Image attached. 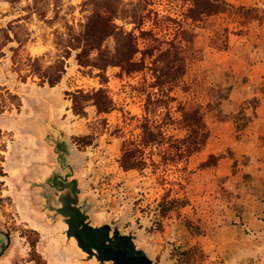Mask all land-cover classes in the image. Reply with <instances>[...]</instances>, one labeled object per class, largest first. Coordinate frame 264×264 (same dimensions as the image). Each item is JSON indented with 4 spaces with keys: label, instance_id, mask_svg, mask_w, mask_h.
Wrapping results in <instances>:
<instances>
[{
    "label": "rangeland",
    "instance_id": "374dc122",
    "mask_svg": "<svg viewBox=\"0 0 264 264\" xmlns=\"http://www.w3.org/2000/svg\"><path fill=\"white\" fill-rule=\"evenodd\" d=\"M39 1L47 3V18L54 15V10L58 13L53 25L24 9L31 0H19L15 7L5 0H0V28L9 27L11 35L15 32L24 40L22 44L16 41L9 42L4 48L5 56L0 60V88L15 94L18 99H14L13 102L20 103L19 108L9 104L0 112V127L5 132L4 140L7 144L3 166L8 172V177L4 179L2 196L9 198L0 203V228L11 232L10 246L0 257V264H13L17 259L20 264H97L94 259L87 262L77 260L85 254L75 246L73 239H66L63 233L66 225L61 217L51 218L53 212L44 206L46 197L40 183L46 179L44 177L48 165L46 134L53 132L57 138L59 132H62L63 138L58 144L64 148L71 142L72 135L88 133L90 130L88 125L93 127L98 121L93 106L87 107V117L74 115L66 92L78 88L89 90L98 87L100 86L98 78L94 76L95 72L83 74L72 58L68 60V67L61 81L53 87L41 83L26 69L28 56L47 53L46 60L51 59L55 53L52 43L55 28H60L64 20L75 24L83 22L90 12V4L84 3L86 0ZM152 2L150 8L158 10L161 14L183 9L175 0ZM222 23L215 16L198 24L194 39L198 59L203 56V52H213L206 48H212L209 45V33L220 30ZM198 59L188 65L184 82L192 86L187 96L195 93L200 100L203 92L200 86L204 88L220 84L210 85L212 81L203 72L199 73L196 70ZM106 74L109 78L107 85L113 99L130 114L139 116L141 98L136 93H131L129 87L139 80V75L119 76L118 68H109ZM174 93L177 97L183 98L181 90L176 89ZM212 113L216 116L215 112ZM104 117L107 119L109 129L118 121L121 122L120 113L117 111ZM83 152L84 161L75 171L74 177L79 180L80 186L84 187L80 200L92 205L95 224L107 222L113 225L122 220L121 230L127 232L132 229L134 234H139L136 243L153 257L154 264L163 262L176 264L170 255L173 245L188 247L197 243L202 248L198 240L201 236L191 237L181 220L174 214L162 221L161 230L155 229L159 220L155 212L156 206L164 188L170 185L161 186L150 170L139 173L136 170L125 172L120 169L117 138L104 133L96 145L86 148ZM199 176L204 178L205 175L201 173ZM200 177L192 176L193 179L191 178L186 186V194L192 206L183 208L181 216L194 220L209 233L219 221L217 215L215 219L210 218L214 207L208 203V198L202 199L200 203H191L199 199L196 197L200 193V188L198 185L195 186V183ZM207 178H210V175ZM219 183L220 179L211 177L209 188ZM173 189L179 190V187L174 186ZM218 191V195H223L222 189L218 188ZM57 194L54 192L55 196ZM224 196L233 197L228 194ZM30 229L35 230L38 235L28 234ZM36 237L37 242L32 247V240ZM202 250L204 251L203 248ZM205 255L203 260L197 257L194 264H225L220 255L211 257L207 252Z\"/></svg>",
    "mask_w": 264,
    "mask_h": 264
},
{
    "label": "trees",
    "instance_id": "16d2710c",
    "mask_svg": "<svg viewBox=\"0 0 264 264\" xmlns=\"http://www.w3.org/2000/svg\"><path fill=\"white\" fill-rule=\"evenodd\" d=\"M5 1L12 7L19 2ZM175 1L183 7L182 10L161 14L150 8L152 0H86L84 3L90 4V12L85 20L77 24L64 20L61 27L53 32L55 53L51 59L46 60L47 53L28 56L26 69L50 87L61 81L70 58L83 74L95 72L100 86L66 92L74 115L87 117V107L93 106L98 117L93 127L88 125V133L72 135V143L84 151L96 145L104 133L117 138L120 169L139 173L150 170L161 186L170 185L164 188L156 206L159 220L155 229L161 230L162 221L174 214L191 237H198L205 235L206 230L194 220L182 217L181 210L190 206L186 186L194 171L188 169L189 159L205 146L210 137L206 114L215 112L218 119H232L235 140H238L255 115L259 100L249 99L235 114L223 115L219 106L222 100L228 98L231 86L209 88L206 101L198 100L195 93L187 96L192 86L186 85L184 76L188 65L199 57L194 46L196 28L199 23L218 15H225L235 22L237 27L234 30H230L228 25L222 26L220 30H213L209 37L212 48L228 51L229 34H245L244 27L248 23L263 22L264 9L257 5H234L227 0ZM46 4V1L31 0L24 9L53 25L58 13L54 10V15L47 18ZM127 25L131 27L127 28ZM12 33L9 27L0 28V60L5 56L4 48L9 42H24L15 32ZM109 68H118L119 76L139 75V80L129 86L131 93L141 98L139 116L130 114L113 99L107 85L109 78L106 72ZM176 89L181 90L183 98L175 95ZM14 99H18L15 94L0 88V112L9 104L19 108L20 103L13 102ZM249 107L253 109L252 116L245 112ZM114 111L120 113L121 122L109 129L104 115ZM4 136L5 132L0 127V203L9 199L2 196L7 176L3 166L7 151ZM224 156L233 158L228 149L224 153L209 155L197 168L214 167ZM235 165L233 158L232 172L236 171ZM218 179L220 185L224 178ZM174 186H178L179 190L173 189ZM28 234L38 235L33 229L28 230ZM36 242L37 237L32 240V247ZM170 255L176 264H194L197 257L203 260L206 256L197 243L188 247L173 245Z\"/></svg>",
    "mask_w": 264,
    "mask_h": 264
},
{
    "label": "crops",
    "instance_id": "0c3cea01",
    "mask_svg": "<svg viewBox=\"0 0 264 264\" xmlns=\"http://www.w3.org/2000/svg\"><path fill=\"white\" fill-rule=\"evenodd\" d=\"M227 1L234 5H257L264 9V0ZM216 17L230 30L237 27L225 15ZM244 29L245 34H229L228 51L206 47L213 52H203L196 62V70L212 81L210 85L231 86L228 98L222 100L219 106L223 115L235 114L244 102L256 98L259 104L255 108V115L252 116V108L245 109L252 118L242 130L240 138L235 140L236 130L232 119H218L212 112L207 113L210 137L205 146L190 157L188 169L194 171L193 177H200L201 173L205 175L195 183L200 188L196 197L199 199L191 203H200L208 198V203L214 207L210 218L215 219L217 215L219 220L209 233L198 237L204 251L211 257L220 255L225 264H264V21H252ZM212 33L210 31L209 35ZM205 87L200 86L203 91L200 100L203 101L208 98L209 88L219 86ZM57 147L63 153L59 144ZM228 149L236 161L235 172H232L233 158L229 156L220 158L214 167L197 168L209 155L224 153ZM76 150L74 143L65 148L70 155ZM48 153L44 179L54 169V153L49 144ZM209 175L210 178H207ZM211 177L224 180L210 189ZM216 187L222 189L223 195H218ZM224 194L233 197L227 198Z\"/></svg>",
    "mask_w": 264,
    "mask_h": 264
},
{
    "label": "water",
    "instance_id": "95a60500",
    "mask_svg": "<svg viewBox=\"0 0 264 264\" xmlns=\"http://www.w3.org/2000/svg\"><path fill=\"white\" fill-rule=\"evenodd\" d=\"M62 138V132L57 138L51 132L46 134L45 143L50 145L54 153L52 160L55 165L40 185L46 197L44 206L53 212L51 218L61 217L66 225L63 230L66 239H73L75 246L85 254L77 260L87 262L94 259L97 264H154L153 257L146 249L138 247L136 239L139 234H134L132 229L127 232L121 230L122 220L113 225L107 222L95 224L92 205L80 201L84 187L74 177L84 156L78 148L72 155L65 151L72 141L64 146L61 153L57 144ZM54 192L58 194L55 196ZM10 243V234L0 228V257L5 254Z\"/></svg>",
    "mask_w": 264,
    "mask_h": 264
},
{
    "label": "flooded vegetation",
    "instance_id": "af4514ba",
    "mask_svg": "<svg viewBox=\"0 0 264 264\" xmlns=\"http://www.w3.org/2000/svg\"><path fill=\"white\" fill-rule=\"evenodd\" d=\"M4 231H6L7 233H9L10 234V238H11V232L8 229H4ZM0 260H1V258H0ZM13 264H20V261L17 259V260H15V262H13Z\"/></svg>",
    "mask_w": 264,
    "mask_h": 264
}]
</instances>
